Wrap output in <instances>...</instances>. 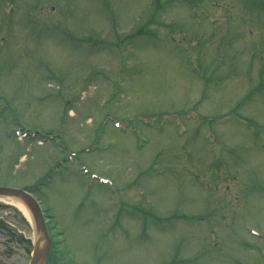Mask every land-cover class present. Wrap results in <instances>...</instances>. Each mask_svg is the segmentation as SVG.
Returning <instances> with one entry per match:
<instances>
[{
  "label": "rangeland",
  "instance_id": "1",
  "mask_svg": "<svg viewBox=\"0 0 264 264\" xmlns=\"http://www.w3.org/2000/svg\"><path fill=\"white\" fill-rule=\"evenodd\" d=\"M0 187L45 264H264V0H0Z\"/></svg>",
  "mask_w": 264,
  "mask_h": 264
},
{
  "label": "water",
  "instance_id": "2",
  "mask_svg": "<svg viewBox=\"0 0 264 264\" xmlns=\"http://www.w3.org/2000/svg\"><path fill=\"white\" fill-rule=\"evenodd\" d=\"M0 196L18 199L29 211L35 233V243L28 264H45L51 247V239L39 203L30 192L24 189L0 187Z\"/></svg>",
  "mask_w": 264,
  "mask_h": 264
},
{
  "label": "bare ground",
  "instance_id": "3",
  "mask_svg": "<svg viewBox=\"0 0 264 264\" xmlns=\"http://www.w3.org/2000/svg\"><path fill=\"white\" fill-rule=\"evenodd\" d=\"M0 200H4L9 204H12L13 206H15L21 213L22 215L26 218L29 219L30 221V216H29V211L27 210V208L22 204L21 201H18V199H14V198H9V197H5V196H0Z\"/></svg>",
  "mask_w": 264,
  "mask_h": 264
},
{
  "label": "flooded vegetation",
  "instance_id": "4",
  "mask_svg": "<svg viewBox=\"0 0 264 264\" xmlns=\"http://www.w3.org/2000/svg\"><path fill=\"white\" fill-rule=\"evenodd\" d=\"M8 232H9V231H7V230L1 228V229H0V236H1L3 233H4V234H7V235L9 236L10 234H9Z\"/></svg>",
  "mask_w": 264,
  "mask_h": 264
}]
</instances>
